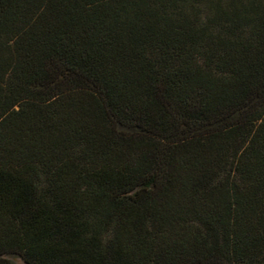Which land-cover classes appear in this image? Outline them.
I'll return each mask as SVG.
<instances>
[{
  "label": "trees",
  "instance_id": "obj_1",
  "mask_svg": "<svg viewBox=\"0 0 264 264\" xmlns=\"http://www.w3.org/2000/svg\"><path fill=\"white\" fill-rule=\"evenodd\" d=\"M264 264V0H0V264Z\"/></svg>",
  "mask_w": 264,
  "mask_h": 264
},
{
  "label": "rangeland",
  "instance_id": "obj_2",
  "mask_svg": "<svg viewBox=\"0 0 264 264\" xmlns=\"http://www.w3.org/2000/svg\"><path fill=\"white\" fill-rule=\"evenodd\" d=\"M12 259L15 260L18 264H23V262L18 258L12 257Z\"/></svg>",
  "mask_w": 264,
  "mask_h": 264
}]
</instances>
